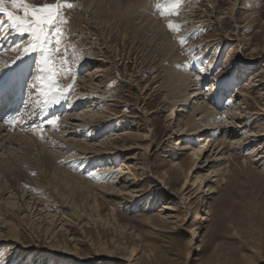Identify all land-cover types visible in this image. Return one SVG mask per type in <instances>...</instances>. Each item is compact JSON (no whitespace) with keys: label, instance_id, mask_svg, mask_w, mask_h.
Returning <instances> with one entry per match:
<instances>
[{"label":"rangeland","instance_id":"1","mask_svg":"<svg viewBox=\"0 0 264 264\" xmlns=\"http://www.w3.org/2000/svg\"><path fill=\"white\" fill-rule=\"evenodd\" d=\"M74 1L76 6L72 9H66L65 11V15L68 18L66 24L68 35L65 37V42H70L75 45L76 52L79 56L83 57L82 60H78L77 62L79 72L75 81V88L77 90L74 88L71 95L64 98L59 105L48 108V116L60 113V118L64 121L66 117L64 114L74 112L73 110L76 108H73L75 103L87 99L88 96L84 95V97L81 95L82 93L79 89L81 86L80 81L86 78L85 75L90 68L87 62H89L91 58H104L107 61L105 67L108 70L103 73V77H100L101 79L98 78V80H101L102 85V87H100L102 92L98 105L102 106L104 102L113 100L111 102H114L118 106L115 108L118 115L123 114L125 120V124L123 125L120 124V118L110 123V128H107V133H114L120 127L127 130L129 133L132 132L130 134H125L126 136L130 135V139L126 137L127 139L125 138L124 141H115V144L120 146L136 143L145 146L147 141L144 140L141 135L146 133L151 135L152 140L151 147L148 151L149 155H147L146 158L149 162V168L147 172L144 173L145 176H148L145 180L140 182L141 184L138 187L140 189V194L144 196V200L142 201L141 199L137 203L131 202L129 210L114 207L116 210L115 213L117 214L112 215L110 211H108L110 203L105 201V199L101 197V194L96 196L97 204L100 206L99 219L94 221V218L90 220V218L86 216H81L82 220L81 218L80 220H76V224L74 223L72 226V229L75 230L73 233L75 234L77 232L75 235L78 239L81 238L80 240L82 241L81 245L77 243L79 251L81 250V255L86 256L89 253V248L92 249L96 246H114L115 244H119L120 246H136L139 252L146 250V252L150 254L149 264L167 262L173 264H264L263 168L248 162L246 159L247 150H235L228 164L224 167L225 170L222 176L218 180L216 192L211 195V198L205 204L201 201V198L206 191L202 185L200 188V184L197 182L194 186L187 187V193H179L178 197H172L170 194L168 196V190L166 188L160 189V186L150 190L151 185L155 183V179L152 178L154 174L159 175L165 170H173L175 173L178 170L177 167L171 168L172 161L179 162L182 167L184 166L183 169L186 172L193 160L188 153L179 155L178 157L176 155L179 151L175 148V142L177 140V130L174 126L175 118H171L172 112L170 102L165 99V97L168 96L172 98V94H170V91L164 85V79L167 76L166 73L170 70L171 65L173 66V63L170 62V59L166 57L163 51L154 47L153 43H150L145 37H141L138 28L128 22L123 13L118 11V13H115V10L110 7L106 8V10L102 9L100 18L104 20V24L96 29L91 20H88V15L83 12V7L80 2L78 0ZM28 2L32 4H42L44 2L52 3L54 0H28ZM156 2H158V0H146V9L152 18L157 20L167 33L169 41L178 52L177 54L181 61H179L180 63L178 62L179 65L181 64L183 66L191 55L200 57V60L194 61L187 68H183L188 73L198 74L197 76L199 77L197 81L199 80L200 89L204 93L209 91V83L214 82L213 91L216 92L218 90L219 94L221 93L223 96L221 106L218 108L220 112H223L226 109L225 101L233 98L234 91L238 90V88L241 89L243 83L249 79V75L264 64V54L262 52L264 48L263 0H252L250 7L252 5L254 8L246 13H236L233 22L227 17L223 19L222 26L224 25L223 29L226 30L223 31L226 33L228 32V35L231 36V40L238 38L240 39L239 43L242 45L248 41L250 42V44L244 45L245 48H240L241 45L235 42L236 40L223 44L227 40L223 39V37L218 34V25L209 22V8L205 0H186L185 3L187 5L184 3V6L180 10L179 17H169V19L181 18L180 21L177 22L186 25L181 29V34L192 33L191 38L186 41L183 53L180 45L174 39V34L165 27V23L160 18L159 14L155 13L154 4ZM218 3L220 8L229 7L228 0H218ZM195 5L199 6V10H197L193 15V19H191L189 13L193 11L191 6ZM183 13L185 14L183 15ZM187 18L188 20H186ZM5 23L6 20L3 14H0V31L2 30L0 32L1 49L9 45H15L16 43H23L28 39L27 35L13 33L10 29L5 31ZM187 49H192L193 51L189 53ZM9 51L10 50H8V52ZM69 51H72V49H69ZM229 51H231L230 59L226 64L227 66L224 67L223 62ZM12 54L13 56L16 55L14 52H12ZM248 56H255V60L257 61L256 66H252L251 69L248 70L244 67L239 68V65H244L245 62L243 60ZM235 62H237V64H234ZM29 64H31V60H28L23 67ZM200 69L205 70L201 72ZM225 69H229L232 72L230 82H227L230 77L228 76V72L225 73ZM241 70L244 74L242 79L238 80L237 75H239L238 73ZM213 77L216 78L212 79ZM233 77L235 78L233 79ZM30 80L31 74L26 73L24 76V95L26 93L28 94L29 90H31L26 86ZM69 82L71 81H65V86ZM129 83H131L133 87ZM138 91L142 92L143 100L141 99L139 101L136 98ZM223 92L225 93L223 94ZM27 94L25 97L23 95L24 99L21 103L27 100L29 97ZM83 97L84 99H82ZM90 100L92 102L94 99L91 98ZM211 101H213V99H211ZM263 106L264 105H261L262 108ZM110 108L113 109V107ZM142 108L147 112V118L142 114L140 110ZM244 110H246L245 112L248 114L249 118H252L253 113L257 111L258 108L251 100H248V104ZM112 111L116 112L114 110ZM132 115H136L137 117H131ZM254 125H256L257 129L264 132V116H261ZM130 127L132 128L129 129ZM148 129H151V131H148ZM83 131H85V133H83ZM91 131H93L91 128L86 127L83 129L80 127L75 132L80 136L79 138L86 136L87 139L89 135H92L93 132ZM123 131L124 130H121L122 133ZM50 132L53 133V131ZM31 140L33 142L36 141V146L44 144V141L40 138V143L38 139L34 140L33 137ZM262 140H264V136L261 138V141ZM134 151L135 150H131L130 152L128 151L122 154L126 155ZM75 159L71 158L67 163L65 162L59 165V167H65L64 169L68 170L70 173L73 172L75 175L83 176L82 179L86 181L91 180L92 182H88L92 185L103 186L110 184L113 180H119V172H110L109 169L114 171L115 168L119 167L121 156L119 158L116 157L117 160L113 159L111 162H107V160L102 161V159L95 157H93L91 161L86 157ZM140 161L142 162L143 159H140ZM221 167H223V165H214L211 170L216 171ZM93 170H95V174L100 176L107 174L109 178L106 180L93 179L89 175ZM80 171L83 173L81 174ZM34 172L36 171L33 170L31 173L33 177L37 174L36 172V174L33 175ZM66 179L69 183H67L66 180L62 181L47 176L44 179V183L48 185L45 192L43 188L37 185L34 186V184H32L31 186V183H26L24 189L33 196L39 192L40 194L38 193L36 197L44 199L45 201L49 200V198L57 199V196L63 195L70 200L80 203L83 198L81 181L69 175ZM182 182L183 175L178 173V177H173L171 181L169 180L167 182L168 189H179ZM31 187L32 191H30ZM169 197H171L169 200L171 201L170 204L177 208L178 222L182 224L183 229L167 230L158 227H156V230L151 229L150 223L145 221L143 217L155 213L158 206L163 204L165 200H168L167 198ZM55 204L56 202H53L52 206L48 207L50 212L54 209L53 205ZM184 205L188 208L185 209ZM59 212L60 215H63L68 212V209L62 208ZM206 213H208V220L204 222L205 228L196 229L198 232L196 239H191L189 236L190 233H187V229H194L199 226L201 223V215H205ZM31 216L28 218L30 222L27 221V224L22 225L24 229V231L21 230L22 242L28 244L31 240V236L35 235L34 239H38V241H34V243L36 242L35 244H37L38 247L46 245L44 242L46 238L43 236V228L37 226L43 219L40 218L38 222V216ZM42 224H44V222H42ZM58 239L62 240L65 239V237L59 234ZM47 240L48 239H46V241ZM66 244L72 246L73 243L67 240ZM241 254L248 255V259H242ZM29 255H26L27 257H22L20 252L11 251L9 246H0V264H53L54 262L51 257L48 258L43 255L38 256L34 253H30ZM47 259L48 262H45ZM111 261L117 264L120 262L115 259ZM246 261H248V263H246Z\"/></svg>","mask_w":264,"mask_h":264},{"label":"bare ground","instance_id":"2","mask_svg":"<svg viewBox=\"0 0 264 264\" xmlns=\"http://www.w3.org/2000/svg\"><path fill=\"white\" fill-rule=\"evenodd\" d=\"M78 1L83 7V12L88 15V20H91L96 29L104 24V20L100 18L102 9L106 10V8L110 7L115 10V13H123L127 21L138 28L141 37H145L146 40L153 43L154 47L163 51L166 57L170 59V62L173 63V66L171 65L170 70L166 73L167 76L164 79V85L170 91V94H172V98L168 96L165 97V99L170 102L172 112L171 118H175L174 126L177 130L175 148L179 151L176 155L178 157L179 155L188 153L193 160L186 172L183 169L184 166L182 167L179 162L172 161L171 168L177 167L178 170L175 173L173 170H165L159 175L154 174L152 178L155 179V183L151 185L150 190L160 186V189L166 188L168 190V196L170 194L172 197H178L179 193H187V187L194 186L197 182L200 184V188L202 185L206 191L201 198V201L205 204L211 198V195L216 192L218 180L222 176L225 170L224 167L228 164L235 150H247L246 159L248 162L257 167H262L264 171V140L261 141L264 132L257 129L256 125H254L261 116H264V106L263 108L261 107V105H264V64L249 75V79L243 83L242 87L240 86L241 89L238 88V90L234 91L233 98L225 101L226 109L220 112L218 108L221 106L223 96L221 93L219 94L218 90L216 92L213 91L214 82L209 83V91L204 93L200 89L199 80L197 81L199 77L197 76L198 74L188 73L181 64L180 67L176 66L181 62L177 54L178 52L169 41L168 35L163 27L157 20L152 18L147 11L146 0ZM205 2L209 8V22L218 25V34L221 35L223 39L227 40L223 44L235 40V42L241 45L240 48H245L244 45L250 44L248 41L242 45L239 43L240 39L238 38L231 40V36L228 35V32H224L226 30L223 29L224 25L222 26V22L225 17L233 22L236 13H246L252 10V8H254L252 5L250 7L252 0H228V8H220L218 0H205ZM191 9H193V11L191 10L192 12L189 13V16L193 19V15L199 10V6H191ZM185 13H183V15ZM180 19L181 18H176L173 20L177 22L180 21ZM186 20H188V18ZM230 52L231 51L228 52L223 62L224 67L227 66L226 64L229 62ZM262 52L264 54V48ZM12 57V52L0 51V61H7L10 63ZM243 61L245 62L244 65H239V68L244 67L248 70L251 69L252 66L255 67L257 64L255 56H248ZM106 62L104 58L89 59L87 63L90 65V68L85 75L86 78L80 81L81 84L79 83L81 85L79 88L82 93L81 95L88 96L87 99L75 103L73 107H76L73 110L74 112L64 114L66 116L64 121L60 118L61 124L65 125V127H61L55 131L50 128L43 129L45 136V138L42 139L44 141L43 145L36 146V141L33 142L31 140L32 137L34 140H39V130L35 134L31 130H21L19 127L12 130L3 122H0V246H9L11 251L20 252L22 257H27L30 253H34L38 256H47L48 258L51 257L52 261H54L53 264H117L111 261L114 259L120 261L119 264L150 263V254H148L146 250L139 252L136 246H120L119 244H115L114 246H96L92 249L89 248V253L83 256L81 255V250L79 251L77 247V243L81 245V238L78 239L75 235L77 232L74 234L73 231L75 230L72 229L75 221L80 220L81 216H86L90 218V220L94 218V221L99 219L100 206L97 204L96 198L99 194H101V197H103L105 201L110 203L108 211H110L112 215L117 214L115 213L116 210L114 207L129 210L131 202L137 203L141 199L142 201L144 200V196L140 194V189L138 187L141 184L140 182L145 180L148 176H145L144 173L147 172L149 168V162L146 158L147 155H149L148 151L152 144L151 135L149 133L141 135L142 138L147 141L145 146H141L137 143L120 146L115 144V141H124L126 137L129 138L130 135H125L129 132L120 127L114 133H107V128L110 123L120 118V124L123 125L125 124V120L123 114L118 115L115 109L118 106L114 102H111L113 100L104 102L102 106L98 105L102 92L100 90V87H102L101 80H98V78L103 77V73L108 70L105 67ZM234 64H237V62ZM22 68H27V65L24 67L22 66ZM3 72H5V69L3 66H0V73ZM226 72H228V76L230 77L227 82H230L232 72L229 69H225V73ZM25 74L24 71H17L10 79L8 76H5L4 87L2 91H0V116L7 119L10 116H14L20 109L26 107L28 114L25 116L24 127L28 128L30 124L45 119L49 112L48 109H46L44 113L41 114V108L44 106L43 104H36L41 98L32 90H29L28 94L26 93L29 96L27 100H25V102L27 101V105L25 102L21 103L24 99ZM238 74L237 79H242L244 72L241 70ZM215 78L216 77H213L212 79ZM234 78L235 77H233V79ZM26 86L28 87V85ZM224 93L225 92H223V94ZM84 97L82 99H84ZM91 98L94 99L92 102L90 100ZM136 98L139 101L141 99L143 100L142 92L138 91ZM211 99H213V101H211ZM248 100H251L258 108V110L253 113L252 118H249L248 114L245 112L246 110H244L246 109ZM110 107H113V109ZM140 110L147 118V112L143 108ZM33 112L35 113L34 115L32 114ZM131 117L137 116L132 115ZM17 124H19V121H17ZM80 127L83 129L86 127L91 128L93 130L91 131L93 132L92 135H87L89 137H87V139L86 136L79 138L80 136L76 134L75 131ZM131 128L132 127L129 129ZM121 130H124L123 133ZM50 131H53V133ZM148 131H151V129H148ZM83 133H85V131H83ZM24 136L29 139H26ZM38 142L40 143V140ZM131 150L135 151L126 155L122 154L128 151L130 152ZM120 156L121 161L119 167L115 168L114 171L109 169L110 172H119V180H113L110 184L103 186L92 185L88 182L91 181L88 180L89 177L87 178L88 181H86L82 179L83 176L75 175L73 172L70 173L68 170L64 169L65 167H59V165L65 162L67 163L71 158L86 157L91 161V159L95 157L102 159V161L107 160V162H111L113 159H116V157L119 158ZM140 159H143V161L141 162ZM214 165H223V167L216 171H212L211 168ZM108 167L111 168L110 166ZM33 170L37 172V174L34 172L36 174L34 177L31 176ZM65 172L70 177L81 181L83 198L80 203L70 200L63 195H56L57 199L49 198V200L45 201L44 199L36 197L39 192L33 196L24 189L26 183H31V186L32 184H34V186L37 185L43 188L45 192L48 185L44 183V179L47 176L62 181L66 180L67 183H69L66 179L68 175ZM178 173L183 175L181 187L179 189L169 190L167 182L169 180L171 181L173 177H178ZM30 191H32V187ZM167 199L168 200H165L166 203L164 202L158 206L155 213L143 217L145 221L150 223V228L153 230H156V227L167 230L183 229L182 224L178 222L177 208L170 204L171 201L169 200L171 197ZM53 202H56V204L53 205L54 209L50 212L48 207H51ZM184 207L185 209L188 208H186L185 205ZM62 208L68 209V212L60 215L59 211ZM31 215L38 216V222L40 218L43 219L37 226L43 228V236L48 239L47 241L46 239L44 240L46 245L38 247V245L35 244L36 242L34 243V241H38V239H34L35 235L31 236V240L28 244L22 242L21 230L24 231L22 225L27 224V221H29L28 218ZM207 215L208 213L201 215V223L199 226L194 229H187V233H190L189 236L191 239H196L198 233L196 229L205 228L204 222L208 220ZM42 222H44V224H42ZM59 234L64 236L65 239L59 240ZM67 240L72 241V246L66 244ZM241 257L247 260L249 256L241 254ZM45 262H48V259ZM246 263H248V261H246ZM160 264L173 263L167 262Z\"/></svg>","mask_w":264,"mask_h":264},{"label":"snow or ice","instance_id":"3","mask_svg":"<svg viewBox=\"0 0 264 264\" xmlns=\"http://www.w3.org/2000/svg\"><path fill=\"white\" fill-rule=\"evenodd\" d=\"M185 2L186 0H158L154 4L155 13L159 14L165 27L174 34V39L180 45L182 53L185 50L186 41L191 38L192 33L181 34V29L186 25L169 19V17H179ZM74 6H76L74 0H54L52 3L44 2L42 4H32L28 0H0V14H3L6 20L4 30L10 29L14 33L28 37L23 43H16L0 49V51L10 50L16 53L10 63L0 61V66L5 69V72L0 73V91L4 87L5 76L10 79L17 71L31 74L28 87L41 98L36 102V104L44 106L41 108V114L46 109L59 105L64 98L71 95L75 88L76 77L79 75L77 62L83 57L78 55L75 45L65 42V37L68 35L66 28L68 18L65 11ZM187 51L191 53L193 50L187 49ZM28 60H31V64L27 68H22ZM197 60H200L199 56L191 55L183 67L187 68ZM180 66L177 65V67ZM204 70L200 69V71ZM69 80L71 82L65 86V81ZM25 103L27 105V101ZM27 114L25 107L7 119L0 116V122L12 130L19 127L21 130H31L34 134L39 130L41 139L45 138L44 128L47 127L55 131L65 127L60 123V114L57 113L25 128ZM89 175L96 180L109 178L107 174L103 176L95 174V170Z\"/></svg>","mask_w":264,"mask_h":264}]
</instances>
